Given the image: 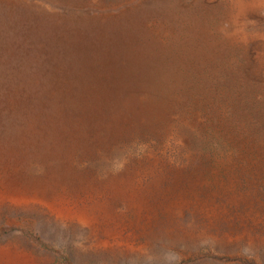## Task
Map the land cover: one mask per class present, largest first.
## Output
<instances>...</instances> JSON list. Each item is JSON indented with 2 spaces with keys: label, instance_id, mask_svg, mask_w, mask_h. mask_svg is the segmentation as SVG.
Returning a JSON list of instances; mask_svg holds the SVG:
<instances>
[{
  "label": "rangeland",
  "instance_id": "1",
  "mask_svg": "<svg viewBox=\"0 0 264 264\" xmlns=\"http://www.w3.org/2000/svg\"><path fill=\"white\" fill-rule=\"evenodd\" d=\"M0 264H264V0H0Z\"/></svg>",
  "mask_w": 264,
  "mask_h": 264
}]
</instances>
